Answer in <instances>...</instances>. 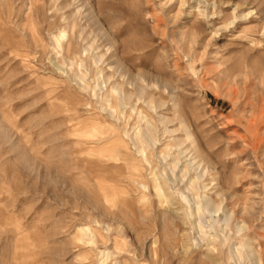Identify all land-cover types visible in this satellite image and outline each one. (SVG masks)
<instances>
[{
	"label": "rangeland",
	"instance_id": "obj_1",
	"mask_svg": "<svg viewBox=\"0 0 264 264\" xmlns=\"http://www.w3.org/2000/svg\"><path fill=\"white\" fill-rule=\"evenodd\" d=\"M0 264H264V0H0Z\"/></svg>",
	"mask_w": 264,
	"mask_h": 264
},
{
	"label": "bare ground",
	"instance_id": "obj_2",
	"mask_svg": "<svg viewBox=\"0 0 264 264\" xmlns=\"http://www.w3.org/2000/svg\"><path fill=\"white\" fill-rule=\"evenodd\" d=\"M136 172H138V170H136Z\"/></svg>",
	"mask_w": 264,
	"mask_h": 264
}]
</instances>
